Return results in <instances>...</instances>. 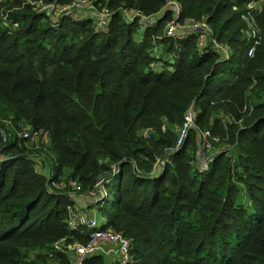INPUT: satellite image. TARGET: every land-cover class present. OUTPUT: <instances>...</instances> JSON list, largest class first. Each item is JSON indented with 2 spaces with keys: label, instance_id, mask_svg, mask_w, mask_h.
Segmentation results:
<instances>
[{
  "label": "trees",
  "instance_id": "1",
  "mask_svg": "<svg viewBox=\"0 0 264 264\" xmlns=\"http://www.w3.org/2000/svg\"><path fill=\"white\" fill-rule=\"evenodd\" d=\"M75 1L13 0L12 25H0V264H58L62 241L87 238L69 229L71 194L103 207L104 228L132 241V264H264V2L251 12L261 33L249 56V0L58 11ZM250 92L263 100L243 115ZM206 131L222 140L210 157ZM42 133L55 176L36 169L30 139Z\"/></svg>",
  "mask_w": 264,
  "mask_h": 264
},
{
  "label": "built area",
  "instance_id": "2",
  "mask_svg": "<svg viewBox=\"0 0 264 264\" xmlns=\"http://www.w3.org/2000/svg\"><path fill=\"white\" fill-rule=\"evenodd\" d=\"M256 1V0H255ZM37 7H39L42 10H46L48 6L44 5L43 2L34 3ZM248 9H250L247 13H249V17H246L243 14V18L247 23V28L249 31V49H248V55L251 56L254 53L255 47L258 43V39L260 37L261 30L256 25V21L252 18L251 12L252 11H260L262 8V4H248ZM84 8L87 10H94L96 11V7L92 4L91 1L88 0H76L71 5L64 6L58 8V11H73L76 8ZM237 8V7H235ZM177 13L180 11V7H176ZM107 11L100 12L98 14V24L101 27H104L107 25ZM188 29L196 30V31H206L210 30V27L207 23H190L187 25ZM175 30L174 26H171L168 29V33L172 34ZM258 30V31H256ZM201 41H203V37H201ZM215 46L221 51L226 53V55L230 54L229 47L226 45H221L220 43L214 42ZM197 114V110L194 106L190 108L187 115L185 116L184 125L180 130L177 146L180 147L185 139V136L187 134V131L190 127L194 125V120ZM145 136L147 137L148 134L146 132ZM203 142H202V149L205 151H209L212 148L211 139L213 138V135L211 131H206L202 135ZM210 139V142H209ZM207 154V153H206ZM101 183V182H99ZM72 186L74 189L79 190L80 187L76 183H72ZM106 194V192H105ZM72 211V210H71ZM72 217L69 221V229L74 230L75 232H78L82 227H86L90 230L89 232V238L86 243L76 245V259L73 264H86L87 259L94 255L96 252V249L102 245V244H109V245H115L116 250L119 256V260L116 264H132L133 263V256H132V241L130 238L124 236L120 232H116L109 228H104L103 223H100L95 216H87L84 212H78V211H72Z\"/></svg>",
  "mask_w": 264,
  "mask_h": 264
},
{
  "label": "rangeland",
  "instance_id": "3",
  "mask_svg": "<svg viewBox=\"0 0 264 264\" xmlns=\"http://www.w3.org/2000/svg\"><path fill=\"white\" fill-rule=\"evenodd\" d=\"M12 2H13V0H11L9 3L7 2V0H0V4L6 3V5L2 6V11H4L5 14L0 16V25L3 27H10L12 25L8 14L19 9V8H13L10 10L9 7H10V4H12ZM31 2H34V0H29V3H31ZM263 2H264V0H256V1L255 0H249L248 4H250V5H252V4L259 5L260 4L261 5V4H263ZM248 7L249 6L247 5V8ZM243 14L246 17H249V13L243 12ZM256 31H258V30H256ZM212 87H213V85L211 86V88ZM262 100L263 99L260 96H257V95L250 92L248 95V98H247V101H248L247 106L243 110V115H247L250 113L249 110L252 109L253 103H256V102L262 101ZM223 116H225V115H223ZM225 119H226V121H228L227 116H225ZM233 120H234V117H233ZM7 126L11 129L12 134H15V132H17L14 129V127L12 126L10 121H7ZM153 132H154V130H153ZM25 133H26L25 128L24 129L22 128L19 131V135L24 136ZM213 138L214 139H211L212 148L209 151H206L208 157H210V155H212L218 151L219 144H221V142H222V140L218 136L213 135ZM30 141L33 142L32 145L34 146V150L36 152L40 153L39 156L36 157V160H37L36 169L39 172L46 174L48 177L55 176V170L53 168V165L56 168V166H57V160H56L57 152L55 150L51 149V147H53V142H51V140L49 139V137L46 133H42L38 136H34L32 139H30ZM209 142H210V139H209ZM42 153H45L49 157H52L53 162H51V160L49 161L48 159H45V161L44 160L42 161V158H41ZM67 191H69V193H71L72 191L76 192L75 189L67 190ZM71 197L74 200V202L77 204H80L81 202H83V203L85 202V198L81 197V195L77 196V195L71 194ZM77 204H76V206H78ZM102 208L103 207L101 205L99 206V208H98V205L93 206V209L96 211V213L94 214L95 217L97 218V220L100 223L104 224L105 220L107 218V212L102 210ZM77 210H78V212H83L82 209L79 207H77ZM108 211H109V209H108ZM84 213L87 216H90L86 212H84ZM70 231H72V230H70ZM78 232H81L82 234H87V238L83 237L82 235L76 234L74 238H72L70 240L68 239L70 241V243L65 244V242H67V241H65V240L62 241L63 243L60 244L61 246L60 245L58 246V248L61 247V251L60 252L58 251L59 252L58 254L61 256V259L58 258V261H59L58 264H73L74 263V261L76 259V254H75L76 253V251H75L76 245H80V244L82 245V244L87 242V240L89 238L90 230L86 227H82Z\"/></svg>",
  "mask_w": 264,
  "mask_h": 264
},
{
  "label": "crops",
  "instance_id": "4",
  "mask_svg": "<svg viewBox=\"0 0 264 264\" xmlns=\"http://www.w3.org/2000/svg\"><path fill=\"white\" fill-rule=\"evenodd\" d=\"M87 202V200L84 203L81 202L80 204H77V207L81 208L83 212H86L88 215L93 217L95 216L94 214L96 211L92 209ZM95 255L102 256L105 259L106 264H116L119 260L115 245L102 244L96 249Z\"/></svg>",
  "mask_w": 264,
  "mask_h": 264
}]
</instances>
